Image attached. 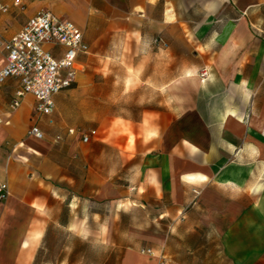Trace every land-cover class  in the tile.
I'll use <instances>...</instances> for the list:
<instances>
[{"label": "crops", "instance_id": "0c3cea01", "mask_svg": "<svg viewBox=\"0 0 264 264\" xmlns=\"http://www.w3.org/2000/svg\"><path fill=\"white\" fill-rule=\"evenodd\" d=\"M1 1L0 41L45 9L89 51L51 114L30 93L12 106L19 77L0 83V264H73L39 252L57 234L107 232L101 210L88 220L104 206L145 214L119 264H264V0ZM72 103L96 107L94 127L63 121Z\"/></svg>", "mask_w": 264, "mask_h": 264}, {"label": "built area", "instance_id": "2783aa9c", "mask_svg": "<svg viewBox=\"0 0 264 264\" xmlns=\"http://www.w3.org/2000/svg\"><path fill=\"white\" fill-rule=\"evenodd\" d=\"M15 4L20 5V1L16 0ZM8 8L0 0V9L6 11ZM155 44L167 45L160 38L155 39ZM0 47L6 52V64L0 70V83L12 76L19 77L21 81L12 106L19 107L21 96L30 93L36 99L35 111L46 115L55 109L54 96L76 81L79 56L89 51L83 31L72 20L45 9L33 14L19 32L1 40ZM49 47L62 51V54L56 56ZM201 75L207 77L208 70L204 69ZM70 132L74 133L75 130L71 129ZM28 134L37 139L45 138V133L37 124L31 126ZM79 134L84 142H89L97 131L79 130ZM9 194L8 183L0 181V199L7 198ZM142 252L154 253L150 248ZM158 258L157 264H168L164 255Z\"/></svg>", "mask_w": 264, "mask_h": 264}, {"label": "rangeland", "instance_id": "374dc122", "mask_svg": "<svg viewBox=\"0 0 264 264\" xmlns=\"http://www.w3.org/2000/svg\"><path fill=\"white\" fill-rule=\"evenodd\" d=\"M127 108L114 107L116 112L122 109L126 111ZM95 109L94 106L83 107L79 103L68 104L63 110V121L79 129L94 127ZM109 110H112V107H109ZM44 118H40L41 125ZM94 210H101L102 218L98 219V222H103L108 229L107 232L100 235L86 234L81 237L74 234H57L52 245L42 249L38 257L47 260L71 254L73 264H119L130 239L126 233L129 222H143L145 214L139 208H132L128 212L115 211L108 206H104L103 209L93 208L89 209L88 218L89 224L93 226L96 224Z\"/></svg>", "mask_w": 264, "mask_h": 264}]
</instances>
